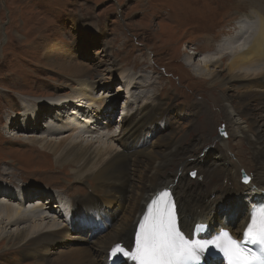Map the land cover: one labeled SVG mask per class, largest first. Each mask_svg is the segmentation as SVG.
<instances>
[{
    "label": "rangeland",
    "instance_id": "1",
    "mask_svg": "<svg viewBox=\"0 0 264 264\" xmlns=\"http://www.w3.org/2000/svg\"><path fill=\"white\" fill-rule=\"evenodd\" d=\"M262 4V2L254 4L252 6L254 9L239 12L237 4L232 0L230 2L226 0H0L2 32L0 37V184L18 185L19 190L15 189L16 192L12 194L15 201L8 202L12 207H19L20 210L30 209L36 211L38 216L48 218V221L38 224L22 221L17 225H7L0 234L3 236L17 230H31V227L37 226L46 231L51 227L53 228L50 231H60L65 227L71 200L59 189L69 190L73 195H83L87 192L86 198L90 197L87 188H83V184L75 181L72 171L74 166L58 165L54 156L50 152L43 151L40 145L33 143V140L38 137L37 139L59 141L60 136L67 138L71 135L69 137L71 142H94V149L111 147L118 137L116 135L120 133L121 119L126 116L122 103L130 106L131 111L135 112L144 101L150 99L147 97H151L153 92L152 89H139L131 94L130 88L136 81L134 73H142L145 77L142 78L144 82L145 79L149 80L146 87L162 90L158 98L161 102L164 101V108L176 107L170 113L177 121L176 123L173 121L176 129L174 140H182L186 148L192 146L194 158L204 156L207 152L205 159L202 157L199 161L211 166L217 153L225 151L221 141H218L219 129L223 128L221 108L214 101L222 89L219 83L210 84L208 75H205H210V70L214 71L213 66H210V70L203 69L205 76L197 77L190 72L183 59L186 55L196 53V49L201 48L205 39H212V43L218 45L226 41L228 32L239 18L254 17L255 27L256 24L260 27V20L254 13L262 8ZM71 17H74V23L77 19H80L82 24L92 21L93 25L89 27L102 30L101 35L86 36L84 42L78 35L77 26H72ZM260 30L261 28L258 29ZM71 45L75 47L74 50ZM53 46L55 49L51 55L54 61L66 65L68 64L65 62L66 59L74 60L90 68L91 80L98 82L102 78L105 79L97 84L93 96L107 102L112 99L110 97H115L111 111L114 114L111 131H109L111 128L105 129L106 126L101 123L98 125L92 122L97 117L90 114L91 109L86 104V100H81L82 104H75L83 118L71 116V110L75 107L73 105V108L70 107L71 103H68L71 97H78L80 91H73L72 87L67 91L70 85L69 76L60 72L56 63L50 66L47 64L45 54ZM204 57L198 56L196 62L203 61ZM216 58L217 56L213 55L207 58V61H214ZM111 61L118 62L120 67V70L113 75L103 70ZM122 77L125 82L121 81ZM50 81L63 83L61 87H54V92L60 94L55 97L56 99L45 95L51 94L49 89L52 90L53 82ZM48 82L51 83L49 88ZM44 90H48L49 93ZM74 94L77 96H73ZM66 102L68 108L65 109L67 111L71 109V112L62 115L60 119L54 112L57 113ZM39 103H43L47 109L40 112L42 117L40 113L36 115L33 113V109L36 110ZM52 103L56 104L50 107L49 104ZM253 104L252 108L258 113L256 116L261 117V106ZM79 105L83 107L79 108ZM77 108L75 113H78ZM200 108L210 110L212 115L200 114ZM49 109H52V115L54 114V122L51 124L48 120L50 118L46 119L47 117L43 115L48 113ZM180 109L185 110L181 118ZM18 110L20 113L16 112ZM87 118L92 119L90 122L95 125L88 124L89 121L85 122L84 119ZM73 119L76 121L78 119L82 127L87 126L85 127L87 129L72 130V124H75ZM48 122L49 127L53 126L57 129L50 136L44 135L49 134L44 127ZM197 139L204 140L205 146H196ZM235 149L240 151V154H235L234 149L231 148L229 153L234 156L231 157V162L240 159L246 165L248 147L236 146ZM181 159L182 157L178 161ZM191 163L194 164L196 161ZM174 165L170 168V173L177 171V166ZM211 170L216 169L208 168L207 171ZM202 172L197 170L188 172L187 179L189 177L193 186L206 180L207 173L204 177ZM218 177V175L213 176L210 189L219 187L216 190H221L226 186V183H219ZM187 186L185 185V188ZM3 187L10 189L9 185ZM29 188L36 190L31 191ZM37 191H40L42 196L32 197L31 202L25 204L24 201L29 200L30 194ZM4 196H7L6 193H2L0 201L4 200ZM38 197H43V200ZM43 201L46 207H53L52 210L37 211L39 206L43 205ZM71 234L76 237L75 233ZM3 243L0 241V264L32 263L28 258H22V253L15 250L16 248L5 249L6 245ZM83 245L85 246V243ZM59 249H62V246H57L54 251Z\"/></svg>",
    "mask_w": 264,
    "mask_h": 264
},
{
    "label": "bare ground",
    "instance_id": "2",
    "mask_svg": "<svg viewBox=\"0 0 264 264\" xmlns=\"http://www.w3.org/2000/svg\"><path fill=\"white\" fill-rule=\"evenodd\" d=\"M230 1L226 0V2ZM232 1L237 4L239 12L251 9L254 4L262 2V8L254 13L260 20L261 26L256 24L255 27L254 17L239 18L238 22L228 32L226 41L218 45L212 43V39H205L201 48L196 49V53L186 55L183 59V63L195 76L208 75L210 84H220L222 91L218 93L217 99L214 101L221 108V120L228 136L227 139L222 138L220 140V137L218 139L225 151L222 150L217 153L211 166L199 161L202 157L205 159L207 152L204 153V156L194 158L192 146L186 148L182 140H174L176 134L174 124L177 121L170 113L176 107L164 108V101L161 102L158 98L162 92L161 88V91H158L155 90V87H146L149 80L147 79V82L145 79L146 82H144L142 78L145 77L142 73H134L136 81L131 88L129 87L130 93L132 94L134 90L139 89H152L153 92L151 97H147L150 99L144 101L135 112L131 111L130 106L122 103L126 116L121 119L120 133L116 135L118 137L111 147L94 149V142H71L69 138L71 135L67 137L68 139L60 136L59 141L37 139L38 137L33 140V143L40 145L39 147L43 151L50 152L58 165L62 167L73 165L72 171L75 181L83 184V188H87L90 197L86 198L87 192L83 195H73L69 190L59 189L71 200L65 227L57 232L50 231L53 227L46 231V229L42 230L37 226L31 227V230H17L3 236L0 234V237H3V239L0 238V241L5 243V249L13 248L14 250L16 248L15 250L22 253V258H28L29 261H32L31 264H108V254L117 244L128 249L134 247L136 234L140 230L139 225L143 223L151 201L164 190L171 191L176 200L181 227L184 231L190 232L194 225L205 224L208 228L204 232L205 237H208V233L214 234L221 229H230L233 234H239L244 231L246 224L249 223L250 214L255 212L257 219H259L260 210H254V208L255 204L264 201V0ZM71 20L73 21L72 26H77L78 35L82 37L80 38L84 42H86L84 37H95L102 33V30L90 28L93 25L92 21L82 24L80 19H77L75 23L74 17H71ZM259 28H261L260 31H258ZM83 29L85 31H82ZM1 35L0 29V37ZM77 42L75 41V43ZM54 49L53 46L45 54L47 64L50 66L56 63L60 72L69 76L70 85H68L67 91L70 87L73 91H80L79 96L71 97V101L68 103H71L70 107L73 105L74 109L67 111L66 102L59 108L60 112H54V114L60 118L72 111L71 116L82 117L75 104H82L81 100H86V104L91 109L90 114L97 118L94 121L91 118V120L87 118L84 121H89L88 124L91 123L90 121L98 125L101 123V125L106 126L105 129L111 128L109 130L111 131L114 122V114L111 111L115 97H110L112 99L107 102L93 96L97 84L102 83V80L105 79L102 78L98 82H95L94 79L91 80L90 68L74 60L66 59L65 62L68 63L66 65L54 61L51 55ZM74 49L75 47L72 46V50ZM213 55L217 56L216 60L207 61V58ZM198 56L205 57L203 61L198 60L196 62ZM117 63L111 61L109 66L103 70L113 75L120 70ZM210 66H213L214 71L210 70ZM203 69L210 70V75H204ZM121 81L125 82V79ZM50 82H53L52 90L49 89L51 94L45 95L51 98L60 96L54 92V87H61L63 83ZM50 82H48L47 87L51 86ZM44 91L49 93L48 90ZM39 96L41 97V95ZM73 96L77 95L74 94ZM253 103L261 106L260 110L262 111L259 118L256 116L257 110L252 108ZM55 104L49 105L52 107ZM80 107L83 106L79 105ZM76 108L78 113H75ZM45 110L47 109L44 104L39 103L38 108L33 109V113L36 115ZM51 110L49 109L48 113L43 114L47 117L46 119L50 118L48 119L50 124L54 122V114L52 115ZM16 112L20 113L19 110ZM184 113V109L179 110L180 118L184 116ZM208 113L212 115L210 110L200 108V114L207 115ZM83 114H85L84 111ZM40 117H42L41 113ZM40 117L38 118L39 122L41 121ZM72 121H75V124H72V130L78 131L87 127H82L78 119ZM49 122L44 124L46 131L49 132V134H44L47 136L57 131L55 127H49ZM95 123H91V125H95ZM202 139L196 140V146H205ZM236 146L248 147L246 165L240 159L231 162L230 159L233 156L229 153L231 148L234 149L235 154H240V151L235 149ZM181 157V160L187 159L178 161ZM195 161L196 163H191ZM173 165L177 166V171L170 173L169 170ZM208 168L216 170L208 172ZM193 170L203 171L204 177L207 173L206 180L193 186L189 177L187 179L188 172ZM242 172L250 178L248 184L242 183ZM215 175L219 176V183H226V186L221 190H216L219 187L209 188ZM4 185H9L10 189L7 190L8 188L3 187ZM185 185H188L187 188ZM17 186L10 183L0 184V194L6 193L7 195L3 197L4 200L0 201V231L5 230L7 225H17L22 221L32 224L48 221V218L38 216L36 211L25 208L20 210L19 207H12V204L8 203L15 201L12 194L16 192L15 189H18ZM29 189L31 191L36 190ZM39 192L30 194L29 200H25L24 203L31 202L32 197L42 196ZM40 200L42 201L43 197ZM52 208L46 207L43 201V205L41 204L37 211H48ZM71 233H75L76 237ZM57 246H62V249L54 251Z\"/></svg>",
    "mask_w": 264,
    "mask_h": 264
},
{
    "label": "snow or ice",
    "instance_id": "3",
    "mask_svg": "<svg viewBox=\"0 0 264 264\" xmlns=\"http://www.w3.org/2000/svg\"><path fill=\"white\" fill-rule=\"evenodd\" d=\"M248 182V177H245L244 183ZM250 219L242 233L243 241L228 231L219 233L214 239L192 240L186 238L178 227L177 210L170 193L164 191L152 201L143 223L139 225L135 251H126L117 244L111 255H122L138 261V264H199L202 258L205 264H211L212 252L218 250L227 258L228 264H264L261 255L245 246L258 245L264 255V208L259 211V220L255 212L250 214Z\"/></svg>",
    "mask_w": 264,
    "mask_h": 264
},
{
    "label": "water",
    "instance_id": "4",
    "mask_svg": "<svg viewBox=\"0 0 264 264\" xmlns=\"http://www.w3.org/2000/svg\"><path fill=\"white\" fill-rule=\"evenodd\" d=\"M219 136H220L221 138H224V139H227V138H228V136H227L226 131L224 130V128L219 130ZM245 177H248V176H247L244 172H242V183H243V184H245V183H244V178H245ZM248 179H249V182H250V178H249V177H248ZM249 182H248V183H249ZM248 183H247V184H248Z\"/></svg>",
    "mask_w": 264,
    "mask_h": 264
}]
</instances>
